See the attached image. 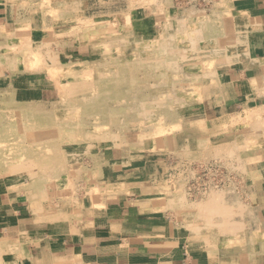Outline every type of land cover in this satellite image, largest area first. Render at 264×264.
Listing matches in <instances>:
<instances>
[{
    "label": "rangeland",
    "instance_id": "374dc122",
    "mask_svg": "<svg viewBox=\"0 0 264 264\" xmlns=\"http://www.w3.org/2000/svg\"><path fill=\"white\" fill-rule=\"evenodd\" d=\"M3 2L22 14L15 40L28 60L50 50L54 59L70 39L92 44L95 52L66 65L64 77L51 89L56 93L39 104L0 110V191L9 183L38 186L33 187L38 191L34 209L61 198L68 202L91 179L85 175L89 157L107 144L133 160L157 152V160L165 162L158 164L161 202L166 200L177 219L191 228L199 220L207 229L213 216L228 215L223 197L238 190L264 150V118L244 119L248 111L215 118L217 127L196 125L198 117L214 119L208 115L213 101L205 87L213 81L209 72L216 57L239 49L249 33L236 29L228 17L233 0ZM251 43L249 39V51ZM235 55L233 51L219 63L231 64ZM156 138L160 143L155 145ZM3 233L0 264H20L29 249L26 238L22 250L20 237L10 240Z\"/></svg>",
    "mask_w": 264,
    "mask_h": 264
},
{
    "label": "crops",
    "instance_id": "0c3cea01",
    "mask_svg": "<svg viewBox=\"0 0 264 264\" xmlns=\"http://www.w3.org/2000/svg\"><path fill=\"white\" fill-rule=\"evenodd\" d=\"M231 4L228 17L236 29L249 33L239 49L216 57L209 72L213 81L205 87L213 101L208 115L214 119L198 117L200 128L208 126L206 122L217 127L212 124L236 111L264 110V0ZM10 6L0 3V92L5 96L0 110L22 111L56 93L51 89L64 76L53 73L51 67L81 62L90 55L91 46L70 39L55 59L43 61L49 51H40L42 62L36 67L25 57V48L17 51L22 14ZM233 51L234 62L219 63ZM155 155L133 160L123 150L118 154L109 145H101L99 153L89 157L91 168L85 166V175L91 179L80 193L52 206L33 208L32 194L24 191L38 186L8 184L5 192L0 191V232L10 240L20 237L22 250L25 241L21 239L26 238L29 249L20 264H264V150L258 156L261 162L248 168L252 172L238 190H229L223 197L228 215L213 216L208 220L213 225L207 229L199 220L191 228L186 220L177 219L166 200L161 202L158 164L165 162ZM58 185L64 188L61 182Z\"/></svg>",
    "mask_w": 264,
    "mask_h": 264
},
{
    "label": "bare ground",
    "instance_id": "6f19581e",
    "mask_svg": "<svg viewBox=\"0 0 264 264\" xmlns=\"http://www.w3.org/2000/svg\"><path fill=\"white\" fill-rule=\"evenodd\" d=\"M144 15V14H143ZM248 16V15H247ZM81 20H83V19H81ZM133 20V19H132ZM252 20H253V18H252ZM135 21V20H134ZM86 22V21H85ZM249 22V21H248ZM251 22H253V21H251ZM135 24V23H134ZM138 25H139V23H138ZM135 26V25H134ZM136 27V26H135ZM178 27H180V26H177V28ZM175 28V27H174ZM181 28V27H180ZM180 30V29H179ZM182 30V29H181ZM186 30V29H185ZM120 31V30H119ZM131 31V30H130ZM177 32H178V30H176ZM22 32V31H21ZM121 32V31H120ZM132 32V31H131ZM174 32V31H173ZM176 32V33H177ZM182 32V31H181ZM184 32V31H183ZM188 33V32H187ZM121 34V33H120ZM178 34V33H177ZM181 34H183V33H181ZM119 35V34H118ZM122 35V34H121ZM140 35V34H139ZM186 35V34H185ZM188 36V35H187ZM86 37V36H85ZM111 37V36H110ZM114 37V36H113ZM113 37H111V38H113ZM129 37V36H128ZM136 37V36H135ZM165 37V36H164ZM174 37V36H173ZM228 37V36H227ZM131 38V37H130ZM189 38V37H188ZM84 39H86V38H84ZM98 39V38H97ZM106 39V38H105ZM163 39H165V38H163ZM168 39V38H167ZM209 39V38H208ZM217 39V38H216ZM6 40V39H5ZM93 40H95V39H93ZM131 40V39H130ZM136 40V39H135ZM183 40V39H182ZM31 41V40H30ZM78 41H80V42H82L83 40H81V39H79ZM87 41H89V40H87ZM137 41V40H136ZM167 41V40H166ZM188 41V40H187ZM203 41V40H202ZM201 41V42H202ZM208 41V40H207ZM212 41V40H211ZM192 42V41H191ZM216 42V41H215ZM24 43V42H23ZM88 43V42H87ZM166 43V42H165ZM169 43H171L170 41H169ZM198 43V42H197ZM189 44V43H188ZM204 44V43H203ZM220 44V43H219ZM124 45V44H123ZM160 45V44H159ZM165 45H167V44H165ZM214 45V44H213ZM212 45V46H213ZM11 46V45H10ZM26 46V45H25ZM27 46H29L28 44H27ZM26 46V48H28ZM86 46V45H85ZM133 46V44L131 45V47ZM188 46V45H187ZM211 47V46H210ZM19 48V47H18ZM32 48V47H31ZM30 48V49H31ZM101 48V47H100ZM106 48V47H105ZM205 48V47H204ZM203 48V49H204ZM33 49V48H32ZM212 49V48H211ZM37 50V49H36ZM206 50V49H205ZM22 51H24V50H22ZM32 51V50H31ZM100 51V50H99ZM105 51V50H104ZM113 51V50H112ZM127 51V50H126ZM38 52V51H37ZM95 52V49L93 48V46H92V44H91V53H92V55H93V53ZM101 52H102V50H101ZM121 52V51H120ZM147 52H149V50L147 51ZM195 52V51H194ZM198 52V51H197ZM26 53V52H25ZM24 53V54H25ZM28 53V52H27ZM36 53V52H35ZM122 53V52H121ZM135 53V52H134ZM174 53V52H173ZM192 53V52H191ZM201 53H203V52H201ZM37 54V53H36ZM102 54V53H101ZM104 54V53H103ZM156 54V53H155ZM154 54V55H155ZM208 54V53H207ZM210 54H212V53H210ZM214 54V53H213ZM82 55V54H81ZM123 55V54H122ZM174 55V54H173ZM200 55V54H199ZM243 55V54H242ZM28 56V55H27ZM33 56V55H32ZM31 56V57H32ZM153 56V55H152ZM180 56H182V55H180ZM34 57V56H33ZM82 57V56H81ZM108 57V56H107ZM122 57V56H121ZM188 57V56H187ZM191 57H192V55H191ZM245 57V56H244ZM51 57H49L48 56V54H46V56H44V58H43V61L44 60H49ZM83 58H84V56H83ZM118 58V57H117ZM35 59V58H34ZM55 59V58H54ZM187 59V58H186ZM39 60L41 61V57L40 56H38V54H37V56H36V59L34 60V61H32V60H30V61H32V63L34 62L35 64H33L34 66H36L37 67V65L38 64H36L37 62H39ZM176 60V59H175ZM77 61V60H76ZM88 61H90V60H88ZM94 61V60H93ZM96 61V60H95ZM94 61V62H95ZM173 61V60H172ZM42 62V61H41ZM80 62V61H79ZM70 63V62H69ZM71 63H73V62H71ZM92 63V62H91ZM105 63H106V61H105ZM178 63V62H177ZM189 63V62H188ZM28 64H30L31 66H33L31 63H29L28 62ZM87 64V63H86ZM171 64V63H170ZM43 65V64H42ZM56 65V64H55ZM91 65V64H90ZM111 65V64H110ZM39 66V65H38ZM46 66V65H45ZM49 66V65H48ZM69 66V65H68ZM178 66V65H177ZM54 67V66H53ZM53 67H51V71H53V73H58V74H64V72H66L67 70H68V68L67 67H59V68H55V67H57V66H55L54 68ZM89 67V66H88ZM107 67L108 68H110L109 67V65H107ZM48 68H50V67H48ZM91 68V67H90ZM194 68H195V66H194ZM30 69V68H29ZM91 70V69H90ZM92 70H93V68H92ZM96 70V69H95ZM98 70V69H97ZM100 70V69H99ZM98 70V71H99ZM105 70V69H104ZM131 70H132V68H131ZM102 71V70H101ZM110 71V70H109ZM105 72V71H104ZM132 72V71H131ZM31 73V72H30ZM81 73V72H80ZM79 73V74H80ZM87 73V72H86ZM107 73V72H106ZM47 74V73H46ZM91 74V73H90ZM90 74H88V75H90ZM193 74V73H192ZM191 75V74H190ZM69 76V75H68ZM188 76V75H187ZM187 78V77H186ZM217 79V78H216ZM69 81V80H68ZM53 82V81H52ZM218 82V81H217ZM74 83V82H73ZM217 84V83H216ZM170 86V85H169ZM162 87V86H161ZM5 88V87H4ZM7 88H8V85H7ZM6 88V89H7ZM216 88V87H215ZM1 89H3V88H1ZM59 89H61V88H59ZM9 91V90H8ZM257 91V90H256ZM6 92H7V90H6ZM2 92H0V96L2 97L1 99L2 100H4V98H5V96L3 95L2 96V94H1ZM4 93V92H3ZM22 94V93H21ZM6 95V94H5ZM14 96V95H13ZM17 97V96H16ZM119 97V96H118ZM21 98V97H20ZM22 101V100H21ZM30 101V100H29ZM36 102V101H35ZM263 110L262 109H259V110H256V111H254L253 113H250V112H247L246 113V115H245V117H244V119L246 118L247 120H254L255 122L256 121H258V120H260V118H261V116L264 114V112H262ZM219 124V123H218ZM212 125H217V123H214V124H212ZM253 126V125H252ZM251 128V127H250ZM261 128V127H260ZM264 128V127H263ZM252 129V128H251ZM255 130H258L257 128H255ZM259 133V132H258ZM263 133V132H262ZM157 140H155V142L156 143H154L155 145L157 144V143H160V139L159 138H156ZM22 144V143H21ZM14 160V159H13ZM12 162V161H11ZM18 162V161H17ZM7 163V162H6ZM25 163V162H24ZM8 164H6V166H7ZM21 165V164H20ZM26 165V164H25ZM30 178V177H29ZM57 178V177H56ZM59 180V179H58ZM67 181V180H66ZM6 184H8V183H6ZM10 184V183H9ZM31 189V188H30ZM39 190V189H38ZM94 190V189H93ZM96 191V190H95ZM33 193H32V195L31 194H29V195H31V197L30 198H32V200H33V198H34V196L37 194V192L36 191H32ZM103 192V191H102ZM94 193V192H93ZM95 194V193H94ZM93 194V195H94ZM28 195V196H29ZM94 198V199H93ZM92 199H93V203H94V201H95V199L97 200V197H96V195H95V197H93L92 196ZM32 200H30V202H32ZM91 204H92V202H91ZM31 205H33V203H31ZM90 205V204H89ZM88 207V206H87ZM96 207V206H95ZM92 209V208H91ZM50 214L49 215H51L52 213L51 212H49ZM54 213V212H53ZM73 229V228H72ZM2 230V229H1ZM26 232V231H25ZM255 254V253H254ZM155 255H157V254H155ZM258 256V255H257ZM156 257V256H155ZM256 257V256H255ZM243 261V260H242ZM140 262V261H139Z\"/></svg>",
    "mask_w": 264,
    "mask_h": 264
}]
</instances>
